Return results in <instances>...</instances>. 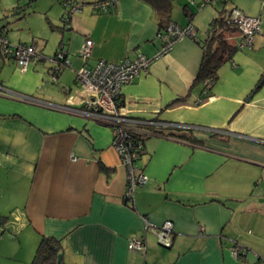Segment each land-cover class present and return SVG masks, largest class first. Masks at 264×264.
I'll return each mask as SVG.
<instances>
[{"label":"crops","instance_id":"1","mask_svg":"<svg viewBox=\"0 0 264 264\" xmlns=\"http://www.w3.org/2000/svg\"><path fill=\"white\" fill-rule=\"evenodd\" d=\"M41 1H51L43 14L70 65L59 91L47 79L54 63L23 72L0 55V87L30 98L0 91V264H30L43 235L62 242L67 264H264V0H226L227 9L259 16L261 25L251 47L238 46V31L228 37L238 49L208 91L193 83L218 1L172 0L170 21L191 24L195 37L183 36L163 55L159 15L148 0H116L107 12L92 7L100 0H81L82 11L71 15L63 0ZM16 2L6 6L14 10ZM35 34L19 43L54 56L58 49L46 53ZM87 38L94 47L85 62ZM140 53L153 59L149 72L121 90L129 117L143 121L133 124L144 139L136 164L148 176L131 203L112 128L65 108H82L76 73L83 66ZM144 218L153 226L173 222L169 248ZM134 236L145 238V251L129 250ZM236 245L245 249L240 258Z\"/></svg>","mask_w":264,"mask_h":264},{"label":"built area","instance_id":"2","mask_svg":"<svg viewBox=\"0 0 264 264\" xmlns=\"http://www.w3.org/2000/svg\"><path fill=\"white\" fill-rule=\"evenodd\" d=\"M218 0H204V3H213ZM63 5L67 14L81 12L84 3L81 0H63ZM116 5V0H100L92 3L94 10L107 12ZM69 17H66V21ZM228 21L238 27L241 39L239 47L253 45V40L260 30L261 18L259 16H249L238 8H231L228 12ZM183 36L195 37L193 26H181L176 22L170 21L166 29L160 30L158 37L160 40L159 55L169 52L174 44ZM94 41L87 38L80 50L81 58L87 62L92 56ZM67 50L65 44H61L54 58L47 57L40 53L34 44L17 43L11 44L5 34L0 31V55L6 58H13L17 61L20 69L24 72L31 63L48 62L54 63L52 70L53 82L59 81L57 73L61 66H69L70 61L66 57ZM153 59L140 53L135 59L124 62H111L104 59L98 60L91 66H83L76 73V82L83 90L81 98V109L65 108L75 113L89 114L97 122L110 126L113 131V147L121 157L122 162L128 168V187L125 198L128 202H133L134 191L137 186L145 184L148 176L137 166L140 153L143 147L138 132L133 124L143 122L129 117L125 111L121 90L125 84L133 82L142 74H147L150 70ZM13 96L30 100L25 95L11 92ZM146 220V218H144ZM152 231L157 233L159 242L164 246L173 244L174 225L171 221L164 222L161 226H153L146 220ZM128 248L133 252L146 250V240L144 237H131L128 241ZM232 254L240 258L245 254V249L235 246Z\"/></svg>","mask_w":264,"mask_h":264},{"label":"trees","instance_id":"3","mask_svg":"<svg viewBox=\"0 0 264 264\" xmlns=\"http://www.w3.org/2000/svg\"><path fill=\"white\" fill-rule=\"evenodd\" d=\"M148 1L154 6L159 15L160 29H166L167 24L170 22L172 0ZM218 2L221 8L217 6L218 16L211 23L208 35L202 43V59L193 83V85L205 84V90L207 89V91L215 81L218 80V71L223 62L231 59L238 49V46L232 44L228 39L229 36L238 31V27L228 21V12L230 9H227L225 6L226 0H218ZM18 12L19 11L16 10V13ZM64 21L66 22V17ZM0 31L7 36L1 24ZM65 68L66 67L61 66L60 71L57 73L59 77ZM54 83L59 84L60 81ZM138 138L141 139L143 143L140 153L141 158L144 148V139L139 134ZM62 249L63 245L59 239L43 235L30 264H59L58 256L62 252ZM60 264L67 263L63 259Z\"/></svg>","mask_w":264,"mask_h":264},{"label":"rangeland","instance_id":"4","mask_svg":"<svg viewBox=\"0 0 264 264\" xmlns=\"http://www.w3.org/2000/svg\"><path fill=\"white\" fill-rule=\"evenodd\" d=\"M14 1H17L14 7L17 6L14 10L6 5L12 4ZM51 1H32L28 0L22 2L21 0H1L0 1V12L5 9H11L6 16L1 19V23L6 25L8 29V38L11 40V44L15 45L19 42L32 43V35L36 33L37 41L45 44V51L50 55L54 54L58 49V43L60 36L58 31H53L47 24L46 16L43 14V9L48 7V3ZM58 6V1H54ZM59 3V4H58ZM50 5V4H49ZM6 7V8H5ZM16 10L20 13L17 14ZM31 13V15L26 16V14ZM32 64V63H31ZM37 65V63H36ZM46 72V71H45ZM48 84L56 86L53 90H59L60 85L52 81V77L47 78ZM48 86V85H47ZM38 90L41 93H44L48 88ZM60 91V90H59ZM7 235H10L8 230Z\"/></svg>","mask_w":264,"mask_h":264},{"label":"water","instance_id":"5","mask_svg":"<svg viewBox=\"0 0 264 264\" xmlns=\"http://www.w3.org/2000/svg\"><path fill=\"white\" fill-rule=\"evenodd\" d=\"M55 55H56V54H55ZM55 55H54V56H47V55H46V56H47V57H50V58H54ZM48 62H51V63H52V61H48ZM0 91H2L3 93H5L7 96H11V97H13V98H18V97L13 96V95L11 94V92H15V91L8 90V89H6V88H4V87H0ZM16 93H17V92H16ZM18 94H19V93H18ZM251 97H252V94H251V96L247 99V101H248ZM152 233L156 236V238H157V242H158V244H159L160 246H162V247H166V248H169V247H170V246H164L162 243L159 242V239H158V235H157V233H155L154 231H152ZM172 239H173V241H174V233H173ZM63 256H64V254L61 252V253L59 254V256H58V263H59V264L62 262V260H63Z\"/></svg>","mask_w":264,"mask_h":264}]
</instances>
